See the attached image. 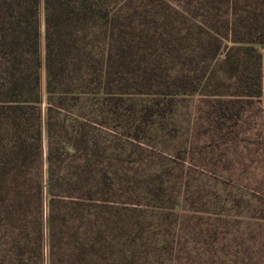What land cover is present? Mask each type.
<instances>
[{
  "label": "trees",
  "instance_id": "trees-1",
  "mask_svg": "<svg viewBox=\"0 0 264 264\" xmlns=\"http://www.w3.org/2000/svg\"><path fill=\"white\" fill-rule=\"evenodd\" d=\"M262 45L264 0H0V264H264L239 232L264 218V117L250 159L238 125L258 124ZM192 95L254 209L205 206L201 164L139 126L109 142L111 108L140 124Z\"/></svg>",
  "mask_w": 264,
  "mask_h": 264
},
{
  "label": "rangeland",
  "instance_id": "rangeland-1",
  "mask_svg": "<svg viewBox=\"0 0 264 264\" xmlns=\"http://www.w3.org/2000/svg\"><path fill=\"white\" fill-rule=\"evenodd\" d=\"M257 49L264 56V45L258 46ZM200 98V95L179 98L169 111H164L162 116L153 117L150 121L140 124H133L132 121L128 123L126 111L128 106L111 108L112 111L108 110L106 123L103 124L108 134V140L113 145L117 138H123L126 132L125 128L129 125L139 126V137L146 144L161 150L165 155L177 157L184 162L196 159L199 165L201 164L199 167L203 170L201 168L197 170L199 174L197 177L202 176L201 192L204 195L203 203L205 206L215 201L219 207L223 208L224 206L226 207L225 210H229L235 202L239 201L242 210L254 209L253 206L257 207L258 205H255L250 197L252 185L248 179L249 174L241 171V177H238V175L226 171L229 164L224 161L227 157H236L237 152L229 140L224 141L217 138L218 133L214 132L216 124H211L207 121L208 119L204 118L203 106L199 102ZM135 100L139 106L144 99ZM259 100L257 101L259 103L256 102V108H260V111L256 110L254 106L251 109L252 116L255 115L256 111L260 112V117L256 120L258 124H238L239 126L242 125L243 128L239 138L245 140L242 145L248 148V151L241 152L239 150V153H242L240 157L246 159H250L252 156L249 152L252 148L250 144L255 139V135L252 136L249 130L260 128L263 122L264 97ZM138 113L139 111H137ZM45 146L46 141L44 139V150ZM226 146L230 148L228 152ZM119 153V151L109 153L111 169H117L118 172L121 169V159L123 158V155ZM229 213L233 218L236 217V211ZM251 216L252 214L247 212H244L241 217L239 216L244 220L241 221V229L239 230L244 235V247L247 244L251 246L256 241L262 242L264 240V218L254 219L250 218ZM219 257L220 261L226 260L223 253H220ZM246 262L244 260L243 263Z\"/></svg>",
  "mask_w": 264,
  "mask_h": 264
}]
</instances>
